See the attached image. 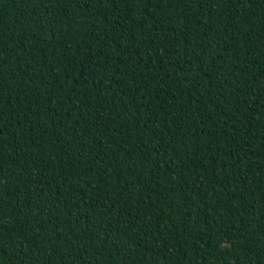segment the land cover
<instances>
[{
  "label": "trees",
  "instance_id": "trees-1",
  "mask_svg": "<svg viewBox=\"0 0 264 264\" xmlns=\"http://www.w3.org/2000/svg\"><path fill=\"white\" fill-rule=\"evenodd\" d=\"M0 264H264V0H0Z\"/></svg>",
  "mask_w": 264,
  "mask_h": 264
}]
</instances>
